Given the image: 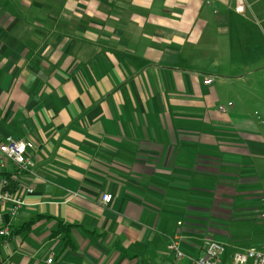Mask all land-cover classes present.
<instances>
[{
  "label": "crops",
  "instance_id": "crops-1",
  "mask_svg": "<svg viewBox=\"0 0 264 264\" xmlns=\"http://www.w3.org/2000/svg\"><path fill=\"white\" fill-rule=\"evenodd\" d=\"M242 2L0 0V143H34L32 174L0 163V190L25 203L0 205L15 231L0 264H192L208 239L224 261L264 249V28L259 0Z\"/></svg>",
  "mask_w": 264,
  "mask_h": 264
},
{
  "label": "built area",
  "instance_id": "built-area-1",
  "mask_svg": "<svg viewBox=\"0 0 264 264\" xmlns=\"http://www.w3.org/2000/svg\"><path fill=\"white\" fill-rule=\"evenodd\" d=\"M238 4L235 9L237 12L242 13L244 11V5L242 0H237ZM209 83L210 80H206ZM34 147V143L31 139L11 138L7 137L0 143V163L4 160L11 161L17 170L21 174H32L34 170V162L28 156L27 151ZM8 181L4 179L2 181V189L0 190V205L7 203L8 214L13 217L16 211L24 206V200L20 195L10 191L6 187ZM31 192V189L27 190ZM262 209L261 218L264 221V190L262 192ZM111 200L110 194H103L101 201L103 203H109ZM0 246L5 245L12 237V230L8 224L0 227ZM167 249L171 251L176 259L184 258L179 242L176 239L169 240ZM226 255V246L221 242L214 239H208L205 242L203 254L197 258L192 259V264H264V249H258L256 247H248L241 251L232 252L228 256V260L224 261L223 258ZM48 263L51 259L47 260Z\"/></svg>",
  "mask_w": 264,
  "mask_h": 264
},
{
  "label": "rangeland",
  "instance_id": "rangeland-1",
  "mask_svg": "<svg viewBox=\"0 0 264 264\" xmlns=\"http://www.w3.org/2000/svg\"><path fill=\"white\" fill-rule=\"evenodd\" d=\"M259 7L260 8L256 9L257 15H256V17H254L252 19V22H253L254 25L255 24L259 25V23H260V25L264 28V0H259ZM253 24H251V26ZM256 25H255V31H256V28H258ZM229 26H230V29H231L230 36H229V41H234L235 39H237L236 42H238V41H240L243 38L238 44H240L242 47H244V45H246V29L245 28L243 29L242 26H239V24L236 23L233 20H230ZM238 27L241 29V30H239V34L240 35L236 36L235 32H236V28H238ZM245 27H246V24H245ZM259 30H260L259 31V41H260V43H259V48L256 49V51H262L263 50L262 53L264 55V37H263L264 31L262 29H260V28H259ZM253 50H255V48H252V47L247 48V52L248 53L252 52ZM256 74H257V77L259 78V82L255 83V85L257 86L256 94H257V96H258V98L260 100L259 103L261 105H264V67H263V69L258 70ZM263 110H264V106L263 107H259V109H257V114H254L255 119H257L256 117L258 116L261 121L264 120Z\"/></svg>",
  "mask_w": 264,
  "mask_h": 264
},
{
  "label": "trees",
  "instance_id": "trees-1",
  "mask_svg": "<svg viewBox=\"0 0 264 264\" xmlns=\"http://www.w3.org/2000/svg\"><path fill=\"white\" fill-rule=\"evenodd\" d=\"M12 185H13V183L10 181V182L8 183V186H7L6 188H7V189L12 188V187H11ZM9 190H10V189H9ZM63 229H64V227H63ZM66 229H67V227H66ZM13 232H15V231L12 230V236L14 235ZM64 238H66V241L70 242L69 234H68V233H65ZM0 241H1V237H0Z\"/></svg>",
  "mask_w": 264,
  "mask_h": 264
}]
</instances>
